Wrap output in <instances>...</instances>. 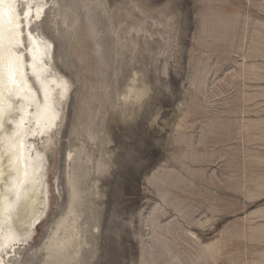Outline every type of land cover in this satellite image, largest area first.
<instances>
[{"label": "rangeland", "instance_id": "obj_1", "mask_svg": "<svg viewBox=\"0 0 264 264\" xmlns=\"http://www.w3.org/2000/svg\"><path fill=\"white\" fill-rule=\"evenodd\" d=\"M49 5L70 94L9 264H264V0Z\"/></svg>", "mask_w": 264, "mask_h": 264}, {"label": "bare ground", "instance_id": "obj_2", "mask_svg": "<svg viewBox=\"0 0 264 264\" xmlns=\"http://www.w3.org/2000/svg\"><path fill=\"white\" fill-rule=\"evenodd\" d=\"M26 7L30 19L23 16ZM49 7V0L0 3V264L17 256L19 243L28 244L49 205L46 157L37 144L61 124L70 94L69 80L52 66L53 44L38 28ZM10 11L23 25L18 31H10ZM74 230L70 225L68 240ZM52 241L63 242L58 236Z\"/></svg>", "mask_w": 264, "mask_h": 264}, {"label": "snow or ice", "instance_id": "obj_3", "mask_svg": "<svg viewBox=\"0 0 264 264\" xmlns=\"http://www.w3.org/2000/svg\"><path fill=\"white\" fill-rule=\"evenodd\" d=\"M4 0H0V3H3ZM38 14V11H37ZM33 15L32 9L31 7H26V9L24 10L23 16L25 19H30L31 16ZM0 24H2V22H0ZM9 25H10V31L11 30H15L18 31L23 25L20 23V19L19 17H14L10 11V15H9ZM22 35V33H21ZM19 43H23V41L21 40ZM8 72H9V77L12 78L14 76V69L12 67L8 68Z\"/></svg>", "mask_w": 264, "mask_h": 264}]
</instances>
